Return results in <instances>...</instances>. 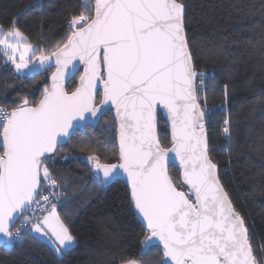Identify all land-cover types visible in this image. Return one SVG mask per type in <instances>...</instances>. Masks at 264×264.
Segmentation results:
<instances>
[{"label":"snow or ice","instance_id":"6c2138e0","mask_svg":"<svg viewBox=\"0 0 264 264\" xmlns=\"http://www.w3.org/2000/svg\"><path fill=\"white\" fill-rule=\"evenodd\" d=\"M81 9L51 48H34L15 24L8 32L0 28V50L17 72L28 67L30 52L33 57L41 53L40 68L55 65L51 86L44 88L38 103L24 100L10 112L0 109V236L8 238L4 243L23 238L21 228L14 234L12 226L26 211L35 210L34 205L42 207L38 197L48 204L50 196H59V182L47 161L76 129L114 109L115 161L102 162L96 154L87 160L101 185L126 180L131 206L145 229L144 248L158 242L162 264H257L244 219L209 156L208 112L206 101L199 103L196 84L199 78L202 85L204 76L195 69L182 0H85ZM78 65L83 66L79 84L66 91L65 80ZM161 115L171 127L168 148L157 135ZM174 161L179 162L181 187L170 175ZM44 185L47 195L41 191ZM24 219L33 233L55 237L57 254L74 243L55 204L35 222ZM120 264H142V259L125 254Z\"/></svg>","mask_w":264,"mask_h":264},{"label":"trees","instance_id":"16d2710c","mask_svg":"<svg viewBox=\"0 0 264 264\" xmlns=\"http://www.w3.org/2000/svg\"><path fill=\"white\" fill-rule=\"evenodd\" d=\"M182 2L195 69L204 76L199 103L206 101L209 156L244 219L257 264H264V0ZM83 3L0 0V28L8 32L15 24L34 48H51L66 35L70 17L80 13ZM40 55L31 57L35 64L30 70ZM30 70L17 72L0 50V106L11 111L24 100L29 105L39 102L55 68L36 74ZM82 71L78 65L65 84L66 91L75 90ZM114 121L113 111H106L94 124L76 129L47 161L59 182V196L49 197L51 204L44 215L56 205L57 216L74 237L73 246L58 255L50 243L30 232L31 227L21 232L22 239L0 246V264H120L125 254L142 259V264H162V248L145 249L142 244L145 229L131 206L127 183L119 179L101 185L87 160L96 154L102 162L115 161ZM157 135L162 147L171 146L164 115L158 117ZM169 171L181 187L179 166L172 163ZM47 188L41 189L46 195Z\"/></svg>","mask_w":264,"mask_h":264},{"label":"built area","instance_id":"2783aa9c","mask_svg":"<svg viewBox=\"0 0 264 264\" xmlns=\"http://www.w3.org/2000/svg\"><path fill=\"white\" fill-rule=\"evenodd\" d=\"M196 84H197V87H198V89H200V97L202 98L203 97V84L201 85V82H200V79L198 78L197 80H196ZM0 109H3L4 111H6V112H10V110H8V109H6V108H4V107H2V106H0ZM225 132V131H224ZM46 195V194H45ZM38 200H39V203H40V205L42 206V207H40V208H36V206L34 205V209L35 210H33V209H29L28 211H26L25 212V214H24V216H27V217H29V218H32L33 219V222H35L36 221V219H38V218H42L43 217V215H44V212H45V210L44 209H46L47 207H49V205L51 204V199L49 198V200H50V203H48V204H44V201L42 200V199H40V198H38ZM24 216H20V218L18 219V221H17V225L14 227L13 226V233L15 234V232H16V230L18 229V228H21V232L22 231H24V230H27V229H30L31 227H32V225L31 224H27V225H25V219H24ZM24 226L23 228L21 227V226Z\"/></svg>","mask_w":264,"mask_h":264},{"label":"water","instance_id":"95a60500","mask_svg":"<svg viewBox=\"0 0 264 264\" xmlns=\"http://www.w3.org/2000/svg\"><path fill=\"white\" fill-rule=\"evenodd\" d=\"M76 63H78V62H76ZM52 67L55 68L54 62H53ZM43 70H45V69L40 68V67H39V63H38V64H36L35 67H34L32 70H30L28 73H30V74H36V73H39V72H41V71H43ZM54 71H55V70H54ZM75 73H76V71H75L74 73L70 74L69 78H67V79L65 80V84H66L70 79H72V77L74 76ZM50 77H51V75H50ZM78 84H79V79H78L77 85H78ZM50 86H51V79L49 78V87H50ZM111 110L113 111V116H114V119H115V110H114V109H111ZM164 116H165V119H166V121H167V117H166V115H164ZM95 122H96V120H94L93 122H91V123L88 124V125H92V124H94ZM167 124H168L169 132H170V135H171V127H170V124H169L168 122H167ZM117 141H118V138H117ZM170 155H171V154H170ZM173 163L179 166V162H178V161H174ZM100 178L102 179V174H101V177H100ZM119 179H121V180H123V181L126 182V180H125L123 177L117 178V179H115V180H119ZM115 180L109 182V183L106 184V185L111 184V183L114 182ZM19 218H20V217H19ZM19 218H18V219H19ZM18 219L15 221L14 225L17 223ZM14 225H13V226H14ZM13 226H12V228H13ZM7 239H8V238H6V237H2V236H0V246H1V245H5L4 241L7 240ZM12 242H13V241H12ZM12 242H11V244H12ZM155 245H158V246H160V247L162 248V246L159 245L158 242H156Z\"/></svg>","mask_w":264,"mask_h":264},{"label":"rangeland","instance_id":"374dc122","mask_svg":"<svg viewBox=\"0 0 264 264\" xmlns=\"http://www.w3.org/2000/svg\"><path fill=\"white\" fill-rule=\"evenodd\" d=\"M22 50H23V49H21V51H22ZM29 57H32L31 52L29 53ZM18 59H19V53H17V60H18ZM37 60H38V59H37ZM34 64H35V62H30L29 65H28V67L25 68V69H23V70H21V71H27V70H30ZM49 211H51V208H50ZM35 234H36V233H35ZM40 238H42L43 240H46V242L50 243V244L53 246L54 249L58 246V245L56 244V242H55V237H52V236H51V233H48V235L41 236Z\"/></svg>","mask_w":264,"mask_h":264},{"label":"crops","instance_id":"0c3cea01","mask_svg":"<svg viewBox=\"0 0 264 264\" xmlns=\"http://www.w3.org/2000/svg\"><path fill=\"white\" fill-rule=\"evenodd\" d=\"M49 212V211H48ZM48 212L46 213V215L48 214ZM30 232L34 235V236H36V237H38V238H40L42 235L40 234V233H33L31 230H30ZM40 239H42V238H40ZM43 240V239H42ZM44 241H46V240H44ZM74 244V243H73ZM73 244L69 247V248H71L72 246H73ZM53 247V246H52ZM69 248H67V249H69ZM54 249V248H53ZM66 249V250H67ZM55 250V249H54ZM65 250H63L60 254H62L63 252H64ZM56 252V251H55ZM60 254H58V255H60Z\"/></svg>","mask_w":264,"mask_h":264}]
</instances>
